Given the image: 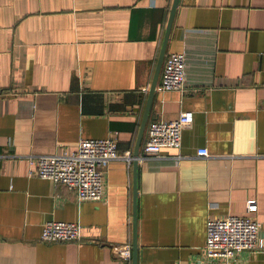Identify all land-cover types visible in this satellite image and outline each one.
<instances>
[{
	"label": "crops",
	"instance_id": "obj_1",
	"mask_svg": "<svg viewBox=\"0 0 264 264\" xmlns=\"http://www.w3.org/2000/svg\"><path fill=\"white\" fill-rule=\"evenodd\" d=\"M174 2L0 0V264H133L116 251L133 245L134 161H110L105 199L79 201L28 156L116 131L134 154ZM180 51L186 89L161 90L162 66L140 154L151 120H194L179 148L137 163L138 264L189 261L211 215L264 226V0H178L164 62ZM51 219L80 221L84 240H43Z\"/></svg>",
	"mask_w": 264,
	"mask_h": 264
},
{
	"label": "built area",
	"instance_id": "obj_2",
	"mask_svg": "<svg viewBox=\"0 0 264 264\" xmlns=\"http://www.w3.org/2000/svg\"><path fill=\"white\" fill-rule=\"evenodd\" d=\"M187 54L185 51L167 55L159 83L161 90H185ZM194 120V112L184 111L178 118L153 119L147 127L148 137L139 158H162L165 148H179L185 126ZM118 132L103 138L81 137L72 151L30 154L29 173L74 190L79 201L104 200L106 197V167L114 159H126L131 165L136 158L132 153H121ZM199 155H208L207 148ZM181 157L178 155V158ZM249 212L256 211V199L247 201ZM84 226L80 221L51 219L44 223L41 237L45 241H82ZM264 250V226L251 215L210 216L207 221V238L202 251L189 261L179 264H212L217 261H237L246 264V253ZM116 255L131 260V242L118 247Z\"/></svg>",
	"mask_w": 264,
	"mask_h": 264
},
{
	"label": "water",
	"instance_id": "obj_3",
	"mask_svg": "<svg viewBox=\"0 0 264 264\" xmlns=\"http://www.w3.org/2000/svg\"><path fill=\"white\" fill-rule=\"evenodd\" d=\"M177 3H178V0H175V2L173 4V7H172V11H171V15H170L169 22H168V25H167V29H166V32H165L163 45H162V48H161V51H160V56H159L158 64H157V67H156L154 79H153V82H152V85H151V88H150L149 97H148V100H147L146 108H145L143 119H142V122H141V126H140V130H139V135H138L136 147H135V150H134V155H135L136 158L134 159L133 264H138V249H139L138 232H137V223H138L137 163L139 161L143 134H144L145 128H146L148 120H149V113H150L151 104H152V101H153L156 85H157V82H158V79H159V76H160V72H161V69H162V66H163V62H164V58H165V54H166V50H167V44H168L169 36H170V33H171V29H172V26H173V21H174V16H175Z\"/></svg>",
	"mask_w": 264,
	"mask_h": 264
}]
</instances>
